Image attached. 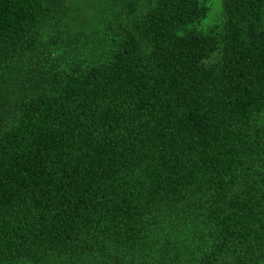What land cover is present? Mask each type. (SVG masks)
I'll return each mask as SVG.
<instances>
[{"label":"trees","instance_id":"obj_1","mask_svg":"<svg viewBox=\"0 0 264 264\" xmlns=\"http://www.w3.org/2000/svg\"><path fill=\"white\" fill-rule=\"evenodd\" d=\"M223 8L0 0V264H264V0Z\"/></svg>","mask_w":264,"mask_h":264},{"label":"rangeland","instance_id":"obj_2","mask_svg":"<svg viewBox=\"0 0 264 264\" xmlns=\"http://www.w3.org/2000/svg\"><path fill=\"white\" fill-rule=\"evenodd\" d=\"M209 11L206 18L199 24L201 30H206L209 26L219 22L223 18L224 0H205ZM112 0H65V9H67V20L70 21L72 31L81 32V37L77 41L79 44L93 42V38L101 36L103 28L99 24V19L108 10ZM76 43V44H77ZM259 123L264 124V114L259 117ZM197 230V228H196ZM195 227L183 225L176 232L168 237L172 246H164L161 243L155 244L157 247H165L166 251H173L174 264L182 261L184 264H191L193 257L201 252V236L197 235ZM179 247V252L175 249ZM172 249V250H171ZM156 253L153 251L148 257ZM173 260V257H172ZM10 264H28L23 261Z\"/></svg>","mask_w":264,"mask_h":264}]
</instances>
